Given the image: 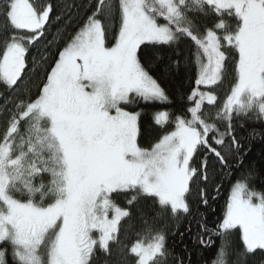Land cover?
Listing matches in <instances>:
<instances>
[{"label": "snow or ice", "instance_id": "6c2138e0", "mask_svg": "<svg viewBox=\"0 0 264 264\" xmlns=\"http://www.w3.org/2000/svg\"><path fill=\"white\" fill-rule=\"evenodd\" d=\"M91 7L36 96L3 109L0 264H10L9 256L11 264H94L99 251L110 253L119 243L121 220L130 217L115 204L122 194L129 204L156 198L159 216L191 215L190 184L209 179L207 157L223 168L242 164L237 127L244 120L264 125V0H96ZM0 8L6 27L31 34L12 35L0 52V82L15 93L22 75L27 78L28 45L45 35L53 9L30 0H4ZM209 15L213 27L200 25L199 18ZM65 23H72L71 15ZM117 26L115 42L106 45V34L113 39ZM185 38L195 45L197 86H222L231 78L229 93L217 104L216 87L193 92L198 100L188 119L159 111L154 119L164 134L145 149L138 144L140 114L127 109L169 97L138 52L145 44L175 48ZM170 123L174 130L168 131ZM258 134L264 138L256 129L250 138ZM217 227L222 231L209 232L201 223L199 237L209 246L219 236V256L237 228L247 253L264 250V195L237 182ZM130 251L137 264L170 262L162 230Z\"/></svg>", "mask_w": 264, "mask_h": 264}, {"label": "trees", "instance_id": "16d2710c", "mask_svg": "<svg viewBox=\"0 0 264 264\" xmlns=\"http://www.w3.org/2000/svg\"><path fill=\"white\" fill-rule=\"evenodd\" d=\"M38 2L40 5L37 8H45L49 4L52 6L53 11L49 17L51 26L45 25V35L41 36L34 45H28L29 52L26 56L25 68L27 78L22 75L24 83L20 84L18 81L20 88L13 93L0 82V136L4 134L6 126L3 112L5 105L17 98L26 99L28 96H36L50 68L58 59V53L70 41L83 19L94 11L91 5H94L96 0H38ZM43 2L47 5H42ZM113 2L118 4V0ZM3 3L4 0H0V5ZM68 6H71L70 12ZM58 15L61 17L59 21L56 20ZM69 15L72 17L71 24L65 23ZM199 23L212 28L215 17L211 15L201 17ZM6 25L3 9L0 8V52L3 51L12 35H31L13 30L11 26L6 27ZM117 35L118 26L111 30L113 39L109 40L106 34V45L113 44ZM195 53V45L187 38L175 48L152 44L141 46L138 55L142 58V63L150 68V74L157 79L169 97L167 103L140 102L127 109L140 114L138 144L143 148L151 150L164 134L165 129L155 123L156 113L167 111L172 118L188 119L190 118L189 109L194 107L198 100V98L191 99L192 93L208 91L209 88H202L196 84L199 68L194 62ZM158 56H163V59L158 60ZM230 86L231 78L222 86H211L217 88L214 93L217 96V104L225 99ZM203 107L210 106L205 104ZM241 123L243 126L237 127L236 136L243 145L244 154L241 157L243 163L223 168L205 153V157L208 158L209 179L197 182L195 187L190 184L192 190L188 203L192 211L191 215H181L179 219L169 214L159 216L160 206L156 198L143 199L138 204H129L126 194L116 197L115 204L129 211L130 217L121 220L119 243L113 244L110 253L99 251L94 264H137L138 258L131 253V247L137 242L147 245L158 230H162L166 235L167 248L171 254L169 264H214V261L219 264L220 260H224L225 264H264V250L257 249L254 253H247L242 240V231L238 228L230 230L231 234L226 238L228 246L225 256L217 254V250L221 247L219 236L213 235L211 237L213 243L209 246L201 244L199 237L201 223L207 225L209 232L222 231L217 226L226 217L230 191L237 182L247 183L250 190L264 195V138L259 134L250 138L253 129H256L258 133L264 132V125L251 120H244ZM167 130H174V124L170 123ZM193 161L197 165L202 164V159L197 161L195 155ZM200 171L203 169L201 168ZM249 172L253 173L250 179ZM204 198L207 199V204L203 203ZM208 235V232L203 233L205 240L208 239ZM9 261L11 264L10 256Z\"/></svg>", "mask_w": 264, "mask_h": 264}, {"label": "rangeland", "instance_id": "374dc122", "mask_svg": "<svg viewBox=\"0 0 264 264\" xmlns=\"http://www.w3.org/2000/svg\"><path fill=\"white\" fill-rule=\"evenodd\" d=\"M30 2H33V3H36L35 4V6L36 7H38L40 4H38L39 2H38V0H30ZM44 4V6H46L47 5V3H45V2H43L42 3V5ZM202 88H209V87H211V86H205V85H200ZM205 104H207L206 103V101H205ZM235 186V185H234ZM234 186L232 187V189H231V191H230V195H229V199H228V204H229V202H230V197H231V193H232V190H233V188H234ZM254 202H258V198H255L254 197ZM227 208H228V205H227ZM227 213V212H226ZM112 216H113V213H109V218H112ZM94 235L95 236H98V233H94Z\"/></svg>", "mask_w": 264, "mask_h": 264}]
</instances>
